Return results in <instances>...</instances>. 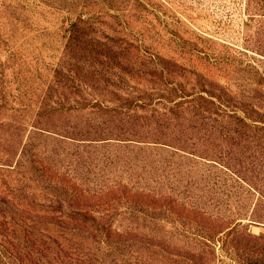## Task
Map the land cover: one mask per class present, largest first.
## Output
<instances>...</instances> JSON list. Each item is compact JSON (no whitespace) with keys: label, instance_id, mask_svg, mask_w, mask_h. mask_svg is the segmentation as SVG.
<instances>
[{"label":"rangeland","instance_id":"rangeland-1","mask_svg":"<svg viewBox=\"0 0 264 264\" xmlns=\"http://www.w3.org/2000/svg\"><path fill=\"white\" fill-rule=\"evenodd\" d=\"M260 74L261 2L0 0V202L64 238L7 263L264 264L258 196L214 168L238 141L200 99L264 111ZM73 194L94 223L54 212Z\"/></svg>","mask_w":264,"mask_h":264},{"label":"trees","instance_id":"trees-1","mask_svg":"<svg viewBox=\"0 0 264 264\" xmlns=\"http://www.w3.org/2000/svg\"><path fill=\"white\" fill-rule=\"evenodd\" d=\"M253 1L264 3V0ZM255 84L264 87L263 74L258 75ZM210 85L222 95L204 90L208 99L204 97L200 99L211 107L204 111V115L209 116V119L214 116L223 118V121L225 119L228 132L231 134L230 137L238 141L235 147L225 153H220L218 158H214L217 159L214 161V168L220 169L221 174L227 177L232 176L237 181L246 184L258 196L250 220L264 224V220L261 218L263 216H260L264 215V111L238 102L219 86L213 83ZM222 97L226 99L224 100ZM95 108L99 107L93 106V109ZM74 200H80V195L73 194L69 200L58 198L55 201L58 210L54 212L68 216L73 221L90 218V222L94 223L96 220L82 213L79 204L76 206L70 204ZM64 206H66V210H70L69 213H66ZM40 208L43 211L45 206L40 205ZM16 216L15 212L11 210L9 202H0V264H8V259H18L20 262L19 246L22 241L29 243L34 239L35 244L38 245V256L46 258L52 253L51 245L57 244L59 239H64L63 236H60L62 234L59 228H52L54 225L44 223L45 216H40L35 224L33 222L27 224L23 219H16Z\"/></svg>","mask_w":264,"mask_h":264}]
</instances>
